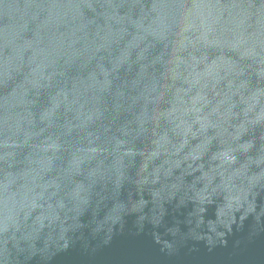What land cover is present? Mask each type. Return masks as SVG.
<instances>
[{
    "label": "water",
    "instance_id": "obj_1",
    "mask_svg": "<svg viewBox=\"0 0 264 264\" xmlns=\"http://www.w3.org/2000/svg\"><path fill=\"white\" fill-rule=\"evenodd\" d=\"M0 264H264V0H0Z\"/></svg>",
    "mask_w": 264,
    "mask_h": 264
}]
</instances>
